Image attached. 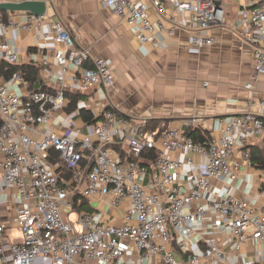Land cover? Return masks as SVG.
<instances>
[{
    "label": "built area",
    "instance_id": "built-area-1",
    "mask_svg": "<svg viewBox=\"0 0 264 264\" xmlns=\"http://www.w3.org/2000/svg\"><path fill=\"white\" fill-rule=\"evenodd\" d=\"M27 1L45 3L46 13L17 25L10 12H0V171L11 190L20 234V240L10 241L0 218V264H210L248 244L258 248V264H264V170L255 201L241 171L254 167L248 147L264 135V101L258 113L222 119L220 137L205 145L177 129L154 130L148 121L132 124L106 106L100 113L91 111L98 122L87 123L80 110L68 112L67 93L96 89L99 100H108L114 85L110 62L76 46L57 19L54 0L0 4ZM98 1L145 45L167 29L183 28L191 34V51L199 52L215 43L208 32L231 29L251 46L256 74L264 75V0H247L239 20L230 24L223 0ZM151 8L163 20L154 23ZM34 22L49 23L50 33L42 37L57 45L50 60L57 72H50L46 90L20 95L12 87L26 83L22 73L7 78L3 70L20 67L8 34ZM66 130L68 135L62 133ZM126 134L128 150L121 156L114 146ZM151 150L157 153L155 162L144 156ZM201 166L204 172L197 173ZM126 201L121 223H113L110 211ZM73 214L76 222L66 219ZM211 217L220 222L208 224ZM215 230L221 240L210 243Z\"/></svg>",
    "mask_w": 264,
    "mask_h": 264
},
{
    "label": "crops",
    "instance_id": "crops-1",
    "mask_svg": "<svg viewBox=\"0 0 264 264\" xmlns=\"http://www.w3.org/2000/svg\"><path fill=\"white\" fill-rule=\"evenodd\" d=\"M54 1L57 19L70 30L76 46L88 49L94 58L108 60L114 76L108 100H99L96 89L78 93L82 95L78 110L97 114L103 110V106L113 107L132 124L155 121L160 123L161 129L182 132L198 129L208 133L210 140L220 137L219 124L222 119L260 111V103L264 101V75L256 74L251 46L231 29L215 28L208 32L215 43L199 52L191 51V34L183 28H176L172 33L167 29L158 34L155 43L145 45L125 20L104 8L98 0ZM246 3L247 0H223L228 24L239 20L240 11ZM168 11L175 13L172 6H168ZM149 13L154 23L163 20L153 8ZM10 15L19 25L25 24L32 14L14 12ZM181 19L182 16H179ZM43 32L50 33L48 22L42 25L34 22L31 28L15 27L8 34V41L17 50L20 67L33 65L39 69L37 81L13 86L14 93L21 95L46 88L50 72H57V67L50 62L54 60L57 45L53 39L43 38ZM46 60L50 63L44 67ZM248 83L252 88H246ZM52 87L56 88L55 85ZM83 131H86L85 128ZM69 132L62 131L66 135ZM128 135L124 140L116 138L114 149L121 156L127 153ZM251 147L264 156V135ZM185 157L186 154L180 155L181 160ZM187 157H191V154ZM240 158L237 152L235 159L240 161ZM195 160L203 162L199 157H195ZM241 171L245 181L255 190L249 196L251 201H255L262 170L255 166H244ZM196 172L203 173V167H197ZM2 174L0 171V218L7 224L9 240L17 241L20 234L16 228L11 190L3 181ZM236 195L239 197L241 193ZM128 208L129 202L126 201L119 210H111L110 216L116 218L112 220L113 223L120 224ZM210 222L216 226L220 221L217 217H211L208 224ZM13 230L17 231L18 237L11 238ZM215 233L209 239L210 243L220 242L218 230ZM257 255L258 248L248 244L237 253L233 251L226 258H219L210 264H258Z\"/></svg>",
    "mask_w": 264,
    "mask_h": 264
},
{
    "label": "trees",
    "instance_id": "trees-1",
    "mask_svg": "<svg viewBox=\"0 0 264 264\" xmlns=\"http://www.w3.org/2000/svg\"><path fill=\"white\" fill-rule=\"evenodd\" d=\"M7 14H8L7 12H3L4 16H7ZM3 70H4V75L7 78H9L11 75H13L16 72H21L25 82H28V81L29 82H35V81H37V79L39 77V69L33 65H25V66H21V67L4 66ZM40 90H46V88H42ZM67 98H68V108H67L68 112L70 113V112L78 110L79 109L78 104L82 98V95L74 93V92H68ZM106 110H113L114 112L118 113L117 110L114 109L113 107H107ZM80 114H82L84 116L87 123L92 124V123L98 122V120L94 119L93 114H90L89 112L85 111L84 109L80 110ZM159 124H160L159 122L149 121L148 122V128L155 130L156 128L159 127ZM163 130L164 129H162L161 131H163ZM186 135L189 138H192L194 140V142H196V143H201V144L205 145V144H208L210 142V136L208 135V133L200 132V130H198V129L197 130H192V129L188 130V132H186ZM252 148L253 147H251V148L248 147V150H250V152H251V159H252L253 166H255L257 169L264 170V156L259 155V152L257 150L252 149ZM144 156L146 157V159L148 161L155 162L157 160V153L154 150L147 152ZM57 159H59V158H57ZM263 188H264V184H263Z\"/></svg>",
    "mask_w": 264,
    "mask_h": 264
},
{
    "label": "water",
    "instance_id": "water-1",
    "mask_svg": "<svg viewBox=\"0 0 264 264\" xmlns=\"http://www.w3.org/2000/svg\"><path fill=\"white\" fill-rule=\"evenodd\" d=\"M45 3L40 1H27L22 3L0 4V12H27L33 16L40 17L46 13Z\"/></svg>",
    "mask_w": 264,
    "mask_h": 264
},
{
    "label": "rangeland",
    "instance_id": "rangeland-1",
    "mask_svg": "<svg viewBox=\"0 0 264 264\" xmlns=\"http://www.w3.org/2000/svg\"><path fill=\"white\" fill-rule=\"evenodd\" d=\"M66 219H69V220H71L73 222H76L77 221V215L73 214V215H71L70 217H68ZM15 237H18V233H17L16 230H13L11 238H15ZM167 247L170 248V246H167Z\"/></svg>",
    "mask_w": 264,
    "mask_h": 264
}]
</instances>
